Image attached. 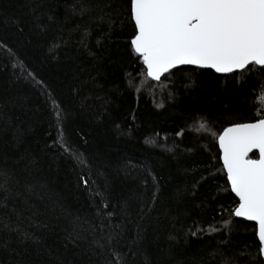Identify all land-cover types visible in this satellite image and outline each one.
<instances>
[{
    "label": "trees",
    "instance_id": "obj_1",
    "mask_svg": "<svg viewBox=\"0 0 264 264\" xmlns=\"http://www.w3.org/2000/svg\"><path fill=\"white\" fill-rule=\"evenodd\" d=\"M134 35L130 0H0V264H264L217 146L264 69L155 82Z\"/></svg>",
    "mask_w": 264,
    "mask_h": 264
},
{
    "label": "snow or ice",
    "instance_id": "obj_2",
    "mask_svg": "<svg viewBox=\"0 0 264 264\" xmlns=\"http://www.w3.org/2000/svg\"><path fill=\"white\" fill-rule=\"evenodd\" d=\"M130 5L131 46L149 79L159 81L161 73L185 64L222 73L264 69V0H130ZM256 102L254 121L233 123L217 138L230 189L239 197L233 215L256 222L264 257V89ZM196 130L211 131L206 121L197 122ZM254 149L256 159L249 155Z\"/></svg>",
    "mask_w": 264,
    "mask_h": 264
},
{
    "label": "water",
    "instance_id": "obj_3",
    "mask_svg": "<svg viewBox=\"0 0 264 264\" xmlns=\"http://www.w3.org/2000/svg\"><path fill=\"white\" fill-rule=\"evenodd\" d=\"M141 61H142V64H143V66H144V63H143V60H142V58H141ZM179 67H193V68H198V67H196V66H194V65H187V64H185V65H179V66H174V67H172L170 70H173V69H176V68H179ZM145 68V67H144ZM200 69H209V70H212V71H214L215 73H218V74H221V75H227V74H230V73H235V72H240V71H232V72H228V73H222V72H217V71H215L214 69H211V68H200ZM169 70V71H170ZM167 73V72H166ZM166 73H161V79H162V77L166 74ZM160 79V80H161ZM151 80H153V81H155V82H159V81H157V80H155V79H151ZM252 122V121H251ZM231 125H229V126H227V127H230ZM226 127V128H227ZM223 131V130H222ZM221 131V132H222ZM217 146H218V149H219V152H220V157H221V155H222V153H221V151H220V144H219V142H218V138H217ZM253 152H255L256 153V158H258V156H259V153L254 149L253 150ZM250 154H252V153H249V155ZM256 158H253V159H256ZM220 161H221V164H222V166H223V169H224V163H223V161L220 159ZM224 172H225V170H224ZM225 175H226V178H227V173L225 172ZM227 181H228V179H227ZM229 184V183H228ZM229 187H230V185H229ZM231 190V189H230ZM232 192V191H231ZM233 193V192H232ZM233 195L237 198V200H238V202H239V197L235 194V193H233ZM235 216V215H234ZM236 218H239V219H242V220H245V221H247V222H251V223H253V224H255V226H256V228H257V225H256V222L255 221H252V220H249V219H246L245 217H243V216H239V217H237V216H235ZM259 241V240H258ZM262 259H263V262H264V257H262Z\"/></svg>",
    "mask_w": 264,
    "mask_h": 264
},
{
    "label": "rangeland",
    "instance_id": "obj_4",
    "mask_svg": "<svg viewBox=\"0 0 264 264\" xmlns=\"http://www.w3.org/2000/svg\"><path fill=\"white\" fill-rule=\"evenodd\" d=\"M163 85H164V84H163ZM161 88H162V89L157 88V87H152V91H153V92H151V93H152L153 95H158V94H159L158 91H160V90L162 91L165 87H161ZM155 90H156V91L158 90V91L155 93V92H154ZM163 91H164V90H163Z\"/></svg>",
    "mask_w": 264,
    "mask_h": 264
}]
</instances>
